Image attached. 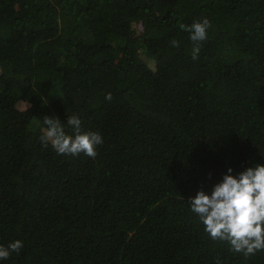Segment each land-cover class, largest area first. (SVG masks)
I'll use <instances>...</instances> for the list:
<instances>
[{"label":"trees","instance_id":"trees-1","mask_svg":"<svg viewBox=\"0 0 264 264\" xmlns=\"http://www.w3.org/2000/svg\"><path fill=\"white\" fill-rule=\"evenodd\" d=\"M205 18L193 60L179 25ZM70 116L94 159L42 144ZM255 165L264 0H0V246L23 243L0 264H264L190 209Z\"/></svg>","mask_w":264,"mask_h":264},{"label":"clouds","instance_id":"clouds-1","mask_svg":"<svg viewBox=\"0 0 264 264\" xmlns=\"http://www.w3.org/2000/svg\"><path fill=\"white\" fill-rule=\"evenodd\" d=\"M210 27L207 18L191 26L179 25L182 31L190 33L193 60L198 59ZM171 45L179 47V41L172 40ZM105 99L111 101V93ZM42 123L46 126L40 137L42 144L50 143L59 155L75 157L83 153L94 159L98 154L97 146L103 143L98 132H81L82 122L77 116L68 117L66 123L74 135L65 133V124L58 118L45 117ZM227 173L222 182L214 185L210 195L198 191L190 198V209L213 241H226L231 251L247 258L264 250V166L249 167L236 176L232 175L231 168ZM22 249L23 243L19 240L7 247L0 246V260L9 259L12 253L20 255Z\"/></svg>","mask_w":264,"mask_h":264}]
</instances>
